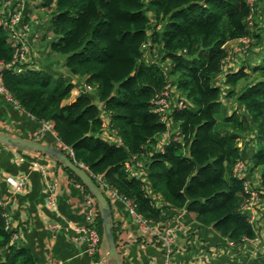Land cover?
I'll return each instance as SVG.
<instances>
[{"label":"trees","instance_id":"trees-1","mask_svg":"<svg viewBox=\"0 0 264 264\" xmlns=\"http://www.w3.org/2000/svg\"><path fill=\"white\" fill-rule=\"evenodd\" d=\"M53 3L42 39L64 71L33 63L18 73L3 71L5 86L24 111L37 121H52L73 155L58 148L92 174H101L143 216L159 220L162 209L153 205L143 182L126 171L132 154L147 157L150 186L166 204L236 243L254 238L257 231L241 206L249 180L262 199L264 218V58L250 65L251 72L225 66L230 41H262L250 22L260 0L254 5L248 0H41L43 6ZM7 39L0 25V61L13 55ZM154 51L150 59L147 52ZM233 54V60L240 56ZM167 83L186 107L172 108L171 130L178 128L180 136L171 134L160 151L153 147L167 125L151 99ZM82 84L94 88L65 103ZM105 120L122 144L102 136ZM239 160L248 162L243 177L234 175ZM6 221L0 203V264H38L28 247L12 239L15 231L6 228ZM97 227L103 240L100 207Z\"/></svg>","mask_w":264,"mask_h":264},{"label":"crops","instance_id":"crops-1","mask_svg":"<svg viewBox=\"0 0 264 264\" xmlns=\"http://www.w3.org/2000/svg\"><path fill=\"white\" fill-rule=\"evenodd\" d=\"M32 3L36 5L37 0H28L30 10L35 8ZM50 7L54 9V3ZM43 11L38 10L35 14L40 30L46 29L49 20H42ZM55 56L42 39L33 47L31 63L51 70L58 67L57 71H62ZM55 61L57 63L52 65ZM73 89L65 103L73 101L79 94L75 87ZM39 126L40 121L0 94V132L60 147L57 135L50 132L36 140L33 133ZM10 175L26 176L25 189L15 191L6 180ZM50 188L55 192V207L47 202ZM84 196L78 182L53 156L0 142V202L6 209L11 228L19 235L17 242L34 253L38 264H93L95 258L75 230L89 221ZM155 202L162 209L155 225L162 229L180 222L184 226L178 231L171 264H264V218L254 226L257 241L228 245L225 236L212 226L201 224L186 210L174 209L158 198ZM111 209L123 264H163L165 253L160 240L140 228L121 200H113ZM101 248L106 254L107 244L106 250ZM108 264L114 262L108 259Z\"/></svg>","mask_w":264,"mask_h":264},{"label":"built area","instance_id":"built-area-1","mask_svg":"<svg viewBox=\"0 0 264 264\" xmlns=\"http://www.w3.org/2000/svg\"><path fill=\"white\" fill-rule=\"evenodd\" d=\"M255 1L256 0H248L250 5H253V2ZM27 5L28 3L26 0H0V25L7 31V41L13 48L11 60L7 62L2 60L0 61V94H3L18 108L22 107L5 86L3 81V71L6 68H9L18 73L23 70L25 64L31 63L33 47L39 40H41L42 34L45 32L44 30H40L37 25L34 11L30 10ZM48 38H50V35ZM247 39L251 40L250 37H242L238 40L246 43L248 41ZM75 88L77 89V92L80 93L92 91L94 87L89 84H82L75 85ZM175 91V86H172L171 83H167L164 89L160 93H156L151 99V105L154 111L160 114L161 120H163L167 125V129L160 135L156 147H153L156 150H164L166 144L170 140L171 134H175V138H179L180 136L178 128L171 130V113L173 107L184 108L186 107V103L183 99L175 97ZM103 126L104 129L102 136L105 139L117 144H122L117 131L115 129L109 128V122L107 120L104 121ZM47 132L56 134L53 122L50 120L40 121V126L33 133V137L36 140H40ZM59 143L60 147L66 148L70 155H73L71 148L63 145L61 141H59ZM247 163L248 162L245 160L237 161L234 167V175L238 177L245 176L247 171ZM78 165L89 172L97 184L102 188L104 194L107 196L110 202L116 199L121 200L127 207L128 211L135 217V221L140 226V228L143 231L156 236L160 240L165 253V261L163 264H171L170 257L174 251L178 231L183 230L184 228L183 224L176 222L172 226L161 229L159 226L155 225V220L143 216L137 210L136 204L131 198L119 194L114 187L110 186L104 180L101 174H92L89 168L83 163ZM125 167L130 177L139 178L143 182L146 194L151 198L154 206L160 207L155 202L157 198L165 203L161 194H156V192H154L150 186L146 156L132 154L125 161ZM6 180L15 191H22L27 185V178L23 175L17 177L10 175L6 177ZM78 186L84 190L83 184L78 182ZM244 191L249 195L242 203L241 210L247 215L248 221L255 226L259 219L263 218L262 199L258 191L252 188L249 180H245L244 182ZM47 202L51 206L55 207L56 205L55 192L53 188H50L47 193ZM83 204L87 211L89 223L87 222V224L77 226L75 227V230L79 234L81 241L86 244L88 252L95 258L93 264H108V257L106 254H103L101 248L102 235L100 234V231L97 227V218L100 205L92 193L88 192L85 193ZM6 217V228H10L11 223L7 214ZM18 237V233L14 232L12 239L16 240ZM256 237L257 236L254 238L245 237L242 239V242L257 241ZM226 240L228 245H235L236 243L234 240L228 237H226ZM199 264L203 263L200 262Z\"/></svg>","mask_w":264,"mask_h":264},{"label":"water","instance_id":"water-1","mask_svg":"<svg viewBox=\"0 0 264 264\" xmlns=\"http://www.w3.org/2000/svg\"><path fill=\"white\" fill-rule=\"evenodd\" d=\"M0 142L10 146H16L47 153L61 162L63 166L71 170L75 175H77L100 205L103 221V234L108 247L106 256L108 257V259L112 260L114 264H123V260L118 248V243L114 236L111 203L108 200L107 196L104 194L102 188L97 184V182L93 179V177L87 170L72 161L67 156V154L62 152L59 148L48 146L42 142L15 137L3 132H0Z\"/></svg>","mask_w":264,"mask_h":264},{"label":"rangeland","instance_id":"rangeland-1","mask_svg":"<svg viewBox=\"0 0 264 264\" xmlns=\"http://www.w3.org/2000/svg\"><path fill=\"white\" fill-rule=\"evenodd\" d=\"M254 1V0H252ZM26 2L28 3V0H26ZM255 2H253V5H254ZM34 6L35 4L32 3ZM38 5V6H36ZM35 5V8L32 9V11H34V14H37V11L38 10H44L43 13V19L42 20H46V18H49L50 17V14L53 10V7H48V6H43L41 4V0H37V3ZM254 8H256V12L253 16V19L251 18L250 19V22L251 24L253 25V23L255 25H253V28L256 29V31L262 35L263 39L261 42H258L257 43V39L254 38L252 40H248L246 43H243V41H239V40H233V41H230L228 43V47H229V53L231 54L228 58V63L227 65L225 66V68L227 69L228 67H233L234 68H238V67H241V66H245L246 67V71L248 72H251V67L250 65H255V64H258L260 63L263 58H264V0H260V4H258L257 6H254ZM47 29V28H46ZM44 29V31L46 30ZM247 45V46H246ZM155 51H157V48H155ZM147 52L148 53V57L150 59H152L154 56L156 57V52ZM233 53H236L237 55H240L239 58H237L236 60H233V57L234 54ZM59 57V56H58ZM60 59H63L62 56H60ZM155 59V58H154ZM34 60V58L32 59V61ZM230 60V61H229ZM233 60V61H232ZM58 61V59H57ZM57 61H55L52 65H54L55 63H57ZM165 65V64H164ZM58 69V67H57ZM57 69H54L53 71H57ZM61 70L64 71V67L63 66H60ZM174 86V85H172ZM79 89V88H78ZM74 90V89H73ZM91 92V91H89ZM229 102V101H227ZM228 104H231V103H228ZM231 107V106H229ZM251 138V137H248L246 139H243L242 142H240L241 144V148L244 147V144L246 143V141ZM252 143H256V140L254 139L252 141ZM249 153V151H248ZM259 175V171L256 170L253 172V179L255 181L258 182V179L256 176ZM256 184V183H255ZM102 247L103 249L106 250V241H105V238H103V241H102Z\"/></svg>","mask_w":264,"mask_h":264},{"label":"clouds","instance_id":"clouds-1","mask_svg":"<svg viewBox=\"0 0 264 264\" xmlns=\"http://www.w3.org/2000/svg\"><path fill=\"white\" fill-rule=\"evenodd\" d=\"M40 41H42V38H41V40ZM104 235V234H103Z\"/></svg>","mask_w":264,"mask_h":264}]
</instances>
